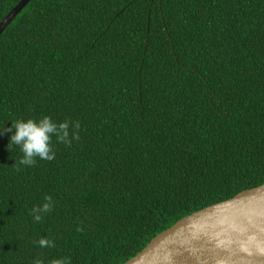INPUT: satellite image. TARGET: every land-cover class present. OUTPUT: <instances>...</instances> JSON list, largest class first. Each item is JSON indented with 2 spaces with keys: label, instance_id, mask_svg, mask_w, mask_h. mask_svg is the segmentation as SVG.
<instances>
[{
  "label": "trees",
  "instance_id": "trees-1",
  "mask_svg": "<svg viewBox=\"0 0 264 264\" xmlns=\"http://www.w3.org/2000/svg\"><path fill=\"white\" fill-rule=\"evenodd\" d=\"M44 117L72 143L20 165ZM263 181L264 0H28L1 31L0 264H122Z\"/></svg>",
  "mask_w": 264,
  "mask_h": 264
},
{
  "label": "water",
  "instance_id": "water-1",
  "mask_svg": "<svg viewBox=\"0 0 264 264\" xmlns=\"http://www.w3.org/2000/svg\"><path fill=\"white\" fill-rule=\"evenodd\" d=\"M28 0L0 20V33ZM122 264H264V181L177 219Z\"/></svg>",
  "mask_w": 264,
  "mask_h": 264
},
{
  "label": "clouds",
  "instance_id": "clouds-1",
  "mask_svg": "<svg viewBox=\"0 0 264 264\" xmlns=\"http://www.w3.org/2000/svg\"><path fill=\"white\" fill-rule=\"evenodd\" d=\"M80 125L77 122L75 128L79 129ZM12 128L15 133L10 137L9 148L12 145H19L23 153L22 158L19 160L20 165L34 166L36 158L41 160L51 161L55 158V153L51 148V136L55 135L59 142L67 143L69 146L72 140L69 139V122H62L60 124L54 123L50 117H44L39 121L34 119L18 120L12 123ZM11 131V129H9ZM73 139H79L78 134L75 132L72 136ZM46 203L42 207H33L32 214L34 219L39 221L42 219L41 213L51 211L52 200L50 196H46ZM40 247H54V241L47 238H41L38 241ZM34 264H43L39 259L34 261ZM50 264H69L68 258L53 259Z\"/></svg>",
  "mask_w": 264,
  "mask_h": 264
}]
</instances>
